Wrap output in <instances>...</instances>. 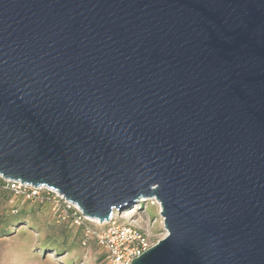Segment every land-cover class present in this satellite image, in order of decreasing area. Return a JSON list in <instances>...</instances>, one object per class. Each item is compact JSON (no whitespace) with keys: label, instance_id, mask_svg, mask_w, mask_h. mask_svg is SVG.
Returning <instances> with one entry per match:
<instances>
[{"label":"water","instance_id":"water-1","mask_svg":"<svg viewBox=\"0 0 264 264\" xmlns=\"http://www.w3.org/2000/svg\"><path fill=\"white\" fill-rule=\"evenodd\" d=\"M0 177L155 199L130 264H264V0H0Z\"/></svg>","mask_w":264,"mask_h":264},{"label":"rangeland","instance_id":"rangeland-1","mask_svg":"<svg viewBox=\"0 0 264 264\" xmlns=\"http://www.w3.org/2000/svg\"><path fill=\"white\" fill-rule=\"evenodd\" d=\"M130 206L116 212L118 221L142 228L151 241L164 238L155 199H139ZM80 238V228L57 217L48 202L0 186V264H97L99 248L92 241L82 245Z\"/></svg>","mask_w":264,"mask_h":264},{"label":"built area","instance_id":"built-area-1","mask_svg":"<svg viewBox=\"0 0 264 264\" xmlns=\"http://www.w3.org/2000/svg\"><path fill=\"white\" fill-rule=\"evenodd\" d=\"M4 180L5 187L15 194L48 202L57 217L68 219L72 225L80 228L81 244L86 245L92 241L100 250L101 256L97 264H130L133 258L138 257L158 241H151L142 228L132 223L118 221L116 211L112 212L107 221L101 223L84 216L77 205L51 188L34 187L16 180Z\"/></svg>","mask_w":264,"mask_h":264},{"label":"trees","instance_id":"trees-1","mask_svg":"<svg viewBox=\"0 0 264 264\" xmlns=\"http://www.w3.org/2000/svg\"><path fill=\"white\" fill-rule=\"evenodd\" d=\"M5 185V180L3 178L0 177V186ZM141 201V200H140ZM145 201V200H144ZM136 210V208H135ZM117 212V211H116Z\"/></svg>","mask_w":264,"mask_h":264},{"label":"bare ground","instance_id":"bare-ground-1","mask_svg":"<svg viewBox=\"0 0 264 264\" xmlns=\"http://www.w3.org/2000/svg\"><path fill=\"white\" fill-rule=\"evenodd\" d=\"M142 200H145V199H142ZM96 221V220H95ZM98 221V220H97Z\"/></svg>","mask_w":264,"mask_h":264}]
</instances>
